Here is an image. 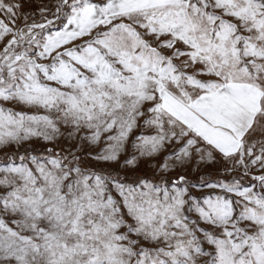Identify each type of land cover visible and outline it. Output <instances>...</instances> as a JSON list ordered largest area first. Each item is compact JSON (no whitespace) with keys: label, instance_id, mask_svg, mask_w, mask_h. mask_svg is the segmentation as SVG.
<instances>
[{"label":"snow or ice","instance_id":"1","mask_svg":"<svg viewBox=\"0 0 264 264\" xmlns=\"http://www.w3.org/2000/svg\"><path fill=\"white\" fill-rule=\"evenodd\" d=\"M0 264H264V0H0Z\"/></svg>","mask_w":264,"mask_h":264}]
</instances>
